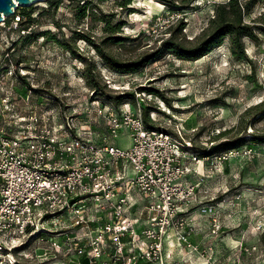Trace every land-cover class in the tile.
<instances>
[{"label":"rangeland","instance_id":"obj_1","mask_svg":"<svg viewBox=\"0 0 264 264\" xmlns=\"http://www.w3.org/2000/svg\"><path fill=\"white\" fill-rule=\"evenodd\" d=\"M51 1L37 0L28 6L17 7V13L23 10L31 12L36 20L31 22L37 25L33 31L48 30L51 34L23 39L13 28L11 16L5 27L0 26V84L19 91L29 82V86L33 85L37 90L34 95L42 93L58 98L66 114H73L76 120L82 117L81 121H87L88 125L87 109L94 108L90 104L93 91L82 73L85 64L92 66L94 62L92 72L101 88L94 98L104 104L111 102L117 105L112 96L122 90L134 92L133 101H125L134 106L139 101L149 107L157 106L160 111L149 113V118L155 120V126L170 134H177L176 130L180 129L189 149L199 152L200 156L211 157L225 152L207 153L209 146L220 140L215 137L223 129L231 128L228 136L232 138L244 135L245 143L231 149L224 161L211 163L208 159L203 165V173H208V177L202 182L206 196L201 200L215 205L213 216L219 229L211 232L209 216H200L196 210L191 212L194 218H204L205 225L203 236L197 238L199 251L192 252L188 262L264 264V142L250 141L252 134L264 132V116L247 111L264 99V17L260 16L264 13V0H255L250 12L243 16L245 23L255 24L253 31L257 35V38L243 37L247 59L237 60L230 55V37L225 36L219 46L199 59L183 60L170 53L132 73H118L108 68L93 44L110 50L120 59L137 58L140 53L150 51L162 39L168 38L167 26L154 21L168 13V6L157 0H133L128 5L133 7L130 12L118 6L117 0L95 1L96 5L88 4L94 14L79 20L76 17L77 4H81V0H60L54 7ZM219 1L188 0L180 4L183 8L174 10L182 15L179 19L185 23L179 34L182 42L187 44V40L202 33L208 19L213 16L214 5ZM246 1L240 0L243 4ZM103 14L110 23L124 19L126 23L117 34L129 39L121 44L103 43L104 23L100 21ZM173 23L175 25L178 21ZM72 33L83 36L76 41H66ZM67 46L76 48L83 58L73 56ZM21 70L26 75L22 76ZM142 87L157 88L172 106L168 107L160 97L151 95ZM34 95L32 103L37 104ZM21 106L18 101L17 112ZM117 137L118 142L120 137ZM122 137L118 144L123 148L130 139ZM138 214L139 211L132 212L129 216ZM60 219L72 224L67 213H62ZM45 228L50 230L53 226L46 221ZM60 229L63 228L59 226ZM35 239H29L26 248L32 251L36 247L39 252L41 243ZM19 250L15 251V256L23 262Z\"/></svg>","mask_w":264,"mask_h":264},{"label":"built area","instance_id":"obj_2","mask_svg":"<svg viewBox=\"0 0 264 264\" xmlns=\"http://www.w3.org/2000/svg\"><path fill=\"white\" fill-rule=\"evenodd\" d=\"M13 9L0 26L11 16L20 35L33 31L37 25ZM179 18L169 10L154 21L167 29ZM26 85L20 93L0 84V264H182L199 251L190 241L193 210L209 216L211 232L219 229L215 205L198 200L199 184L183 183L182 177L198 172L186 161L220 163L231 149L200 156L180 129L170 134L146 127L140 101L114 105L92 98L89 123L101 118L109 136L127 128L130 137L123 148L99 144L82 135L58 98L36 96L33 85ZM131 191L144 198L136 218L127 216ZM62 213L71 225L60 219ZM46 221L53 228H45ZM33 237L41 243L39 252L26 248ZM168 237L185 248L180 258L163 249Z\"/></svg>","mask_w":264,"mask_h":264},{"label":"trees","instance_id":"obj_3","mask_svg":"<svg viewBox=\"0 0 264 264\" xmlns=\"http://www.w3.org/2000/svg\"><path fill=\"white\" fill-rule=\"evenodd\" d=\"M95 1L102 0H85L84 3L77 4V19L82 20L84 17H89L91 16V14H94L93 10L88 7V4L96 5ZM131 1L133 0H117L116 4L118 6H121V8H127V10L131 12L133 10V7L128 6ZM157 1L168 6L170 10L174 11L183 8L182 6H180V4L183 5V3L188 0ZM254 1L255 0H248L244 4L241 3L240 0H221L217 2L214 5L213 16L208 19V25L204 29H202V33L198 37L187 40V44H185L179 39V34L184 28L185 23L181 21V19H178L177 24L174 25L173 23L167 28V30L169 31L168 38L162 39L158 46L148 52L140 53V55L137 56V58L135 59H120L110 50L101 48L99 44L94 43L93 45H95V49L98 55L102 58L103 64L118 73L137 72L138 69L143 68L146 64L153 61L154 59H159L165 56L166 54L170 53L176 55L178 58L183 60L199 59L203 57V55L207 54V52L211 51L213 48L219 46L225 36L230 37L228 45V51L230 52V55L236 57L237 60L247 59V55L244 52L243 37L247 36L250 38H257V35L253 31L255 24L245 23L243 16L250 12V9L255 3ZM59 3L60 0L51 1L52 7L57 6ZM20 13H22L26 17L25 21H36L34 18H32L30 11L23 10ZM260 16L264 17V13L260 14ZM100 21L104 23V34L101 36V38L103 39V43L121 44L124 42V40L129 39L128 36H122L121 34H117L120 32L121 27L126 23L124 19L117 20L116 23H110L109 20H107L105 18V15L103 14V16L100 18ZM44 34L51 33L48 30L38 32L31 31L29 33L20 35V37L28 40L36 39L38 38V36H43ZM51 36V38H55L54 35ZM80 36L83 35H80L78 33L77 35H74L72 33L71 36L67 37V39L65 40L69 41L71 39H74L76 41V39L82 38ZM133 39L136 40L137 38ZM86 40L92 41L90 38H86ZM64 45L66 46V44ZM69 51L71 54H73V56H76L81 59L83 58L76 48L73 49L69 47ZM91 65L92 66H88L87 64H85V66L83 67L82 75L85 77L88 86L91 87V90L93 91L91 97L94 98L99 95L101 88L99 86V80L92 72L93 67H95L94 62ZM25 86L28 87L26 84ZM141 89L147 91L151 95H156L160 97V99L164 103H166L168 107L172 106L171 103H169L168 98L164 96L163 93L157 88L142 87ZM24 91V86L20 87L19 92L24 93ZM101 94H103L102 91ZM108 96L110 97V95ZM111 98L117 105H120L125 100L133 101L134 92L122 90L120 94L112 96ZM140 104L142 106V118L145 122L146 127L160 129L158 126H155V120L149 118V113L152 112V110H159V108L157 106L149 107L147 105H144L143 103ZM247 111H254V113L258 114L259 116H264V99L258 103L253 104V106H250ZM230 131H232L231 128L219 131L217 133L218 135H216L215 138L220 140L217 142V144L212 143L209 146L207 153H217L233 148H238V146L245 143L246 137L244 135L232 138L228 136V133ZM251 137L252 139H250V141L264 142V132L262 134L254 133L251 135Z\"/></svg>","mask_w":264,"mask_h":264},{"label":"crops","instance_id":"obj_4","mask_svg":"<svg viewBox=\"0 0 264 264\" xmlns=\"http://www.w3.org/2000/svg\"><path fill=\"white\" fill-rule=\"evenodd\" d=\"M82 118V117H81ZM81 118H77V122H78V129L79 131L82 133V135L85 138L88 139H93L96 142H98L99 144H113L115 146L121 147L118 143L122 142L123 139V135L125 137H128V129L124 128L120 133H119V138L118 142L116 141L115 137H111L107 134V130H106V126L104 124V121H102L101 118H97V122L95 123H90L87 125V121L82 120ZM124 133V134H123ZM123 134V135H121ZM130 139V137H129ZM130 143H128V145H123V147H127L129 146ZM122 148V147H121ZM185 164L187 165V167L190 168H196L198 170V172H193L190 171V173L185 174L182 177V182L183 183H198V187H197V197L198 200H200L202 202L201 199H203L206 196V191L205 189H203L204 184L202 182H205L207 180L208 176H204L203 173V165L204 163H197L195 164L192 161H186ZM128 173H130V170H128ZM203 177V180L200 181V178ZM131 196H132V206L127 210L128 212V218H136L135 217H131L129 215H132V212H138L141 210L142 205L144 204V198L142 196H140L138 193H136L135 191H131ZM194 212V211H192ZM201 216V215H200ZM192 218L191 222H190V226L193 227V230L191 232V236H190V241L193 243L198 244L199 240L197 238H201L203 236V228L205 225V221L204 218H194L193 214L191 213ZM190 218V219H191ZM141 227L138 224V231H140ZM169 255L171 258H180L182 256V254L186 251L185 248H183V246L177 245L175 238H166L164 241V248H163ZM182 264H193V262L191 263L190 261H186V262H182Z\"/></svg>","mask_w":264,"mask_h":264},{"label":"water","instance_id":"obj_5","mask_svg":"<svg viewBox=\"0 0 264 264\" xmlns=\"http://www.w3.org/2000/svg\"><path fill=\"white\" fill-rule=\"evenodd\" d=\"M35 1L37 0H0V21L3 16L12 14L14 11L13 8L18 6H28Z\"/></svg>","mask_w":264,"mask_h":264},{"label":"bare ground","instance_id":"obj_6","mask_svg":"<svg viewBox=\"0 0 264 264\" xmlns=\"http://www.w3.org/2000/svg\"><path fill=\"white\" fill-rule=\"evenodd\" d=\"M17 3V2H16Z\"/></svg>","mask_w":264,"mask_h":264}]
</instances>
